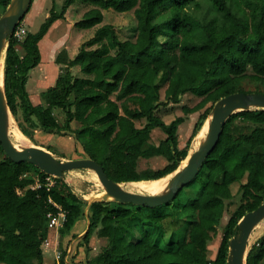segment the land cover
I'll list each match as a JSON object with an SVG mask.
<instances>
[{"label":"trees","instance_id":"16d2710c","mask_svg":"<svg viewBox=\"0 0 264 264\" xmlns=\"http://www.w3.org/2000/svg\"><path fill=\"white\" fill-rule=\"evenodd\" d=\"M9 1L0 0L3 10ZM76 1L90 7L74 25L91 28L92 35L74 56L65 47L57 51L56 79L33 103L26 80L40 61L38 42ZM107 9L132 12L129 37L121 38L112 23H102ZM3 83L19 130L34 144L37 129L70 134L81 156L94 159L111 179H159L186 157L215 101L246 87L264 92V0H63L58 8L52 4L38 30L26 29L20 40L8 36ZM187 92L201 99L191 107L182 105L186 112L199 113L180 147L177 130L185 118L166 122L157 109L178 103ZM56 107L64 114L62 122L53 113ZM139 119L145 120L141 126L135 124ZM154 128L164 133L158 142L152 141ZM0 155L2 264L43 263L48 212H56L49 199L66 211L57 228L61 236L77 238L86 247L93 234L105 239L82 264H228L229 240L240 217L264 200V108L232 113L187 184H197L195 192L184 195V186L157 206L110 198L87 203L64 177H55L49 189L32 188L47 173L27 160H11L1 144ZM153 156L164 157L165 163L139 167L141 158ZM232 183L238 184L240 200L222 227L215 256L209 257V244L235 195ZM79 218L88 219L81 235L71 232ZM66 254L65 248L54 264H66ZM245 264H264V231L249 244Z\"/></svg>","mask_w":264,"mask_h":264},{"label":"rangeland","instance_id":"374dc122","mask_svg":"<svg viewBox=\"0 0 264 264\" xmlns=\"http://www.w3.org/2000/svg\"><path fill=\"white\" fill-rule=\"evenodd\" d=\"M33 1L31 3V6L28 7V10L25 12L22 18V25L26 29L32 32L38 30V28L40 27V25L42 24V22L46 17L45 14L46 13L48 14V11L52 6V4H55V7L58 8L63 2V0H35V3ZM89 7L90 5L88 4H82L79 3L78 1L74 2L69 6V10L67 13L68 20L70 19L71 21L73 20L76 21L77 19L81 18L82 12H84ZM102 11L104 14L102 23L105 22L112 23L116 31L118 32V35L121 38H126L130 36L129 27L131 25L133 18V14L131 11L118 12L112 9H107ZM2 12L3 9L2 6L0 5V14ZM58 20H59L58 23L57 24L54 23L52 27L50 26L47 32L38 42L39 50L41 49L43 53L42 57L44 56L47 57L46 51L51 50V48L53 49L55 47H57L58 49L63 48L64 46L63 42H66L67 46H69L70 55L74 56L78 50L79 44L84 39L92 35L91 28H78L77 26L72 24H71V28H69L67 21L64 18ZM78 31H80V34L76 36V33ZM49 64H51L50 61L41 62L35 65L34 67H32L28 71L29 73L27 77L28 79L26 80L27 89H29L31 92H35L36 90L42 91L47 86L51 85L50 83H48L49 81L47 79L50 78L52 75H55V70ZM43 70H46L45 76L42 78L45 81V83L44 81L40 83L41 80L38 79L43 75L41 73ZM2 74H3V70H2ZM56 76H57V72L54 81L56 79ZM160 78H162V76ZM163 89L164 87L161 88L160 91L161 97H163L164 95ZM244 90L255 91V90H251V88L248 89V87H246V89L244 88ZM39 93L31 95L32 101H34V103L36 102L38 103L40 101ZM200 99L201 96L193 92H187L181 97V100L178 103H169L166 105H161L157 109V113L166 122H169L178 115H181L185 118L184 121L180 123V126L178 127L177 130V133L179 134L178 136L179 145L183 143L181 141H184L185 137L189 134V131L192 128L191 118L188 116L191 112H186L185 109L182 107V105H187L191 107L194 104H196ZM53 113L58 117V120L60 122L63 121L64 114L60 108L58 107L53 108ZM197 113L199 112L195 111L196 115ZM144 122H145L144 119H139L135 121V124L137 126H141ZM15 130H19V128L17 125V121L12 115L9 126V136L11 140L16 144H19L21 148H23L28 143L32 142L25 135L23 136L26 138V143H21L20 141H18L13 135V132ZM33 135L38 145L43 146L44 148L51 147L52 153L58 156L59 158L62 159L77 158V157H81L82 155L79 142H77V140L73 135L70 134L59 135L55 133L44 132L41 131L40 129L35 130ZM151 136L153 142H158L162 137H164V133L160 129L154 128L151 132ZM199 138H200L199 135L193 138L189 149L190 151H192L197 147ZM60 155H64V156H60ZM164 163H165L164 157L153 156L150 158H141L139 161V167L151 166L156 168L162 166ZM65 180L72 186V188L78 195H84L90 197L100 194L103 191V188L101 187V185L97 180V176L95 172L89 168H75L68 170L65 172ZM141 181H146V180H141ZM137 182L138 181H127V182H123L122 185L125 189L143 192V193H155L158 189H162L161 187V188H157L156 190L148 191L146 189H143L142 185H140ZM197 187H198L197 184L196 185L186 184L185 188L183 189V194L186 196L192 195ZM231 187L235 195L231 200V202L227 205V208L223 213L221 221L217 226V231L215 232L209 244V251H208L209 257L215 256L220 241V237L222 234V227L227 221L230 212L237 206L240 200V194L237 193L238 184L232 183ZM84 227H87V221H85V219L83 218H79L74 222L73 226L71 227V232H78L82 230ZM184 231H185L184 229H180V234L182 236L184 235ZM263 231H264V219L260 221L253 228L248 243L249 244L252 243L257 237H259L262 234ZM49 232L50 233L48 237L43 243L42 264H54L55 261L59 259V255L61 254V251L65 248L67 250V254L64 257L65 261L67 262L66 264H74L75 261L79 259L81 260V262L79 261L76 262L75 264H82L83 261H86L87 258H90L94 256L96 253H98L102 248V246L105 244V239L98 237L95 234H93V236L91 237L89 246L86 247L84 244H80L77 240L75 241V239L77 238L70 239L69 235L61 236L56 227L49 228ZM82 233L83 231L81 232V234Z\"/></svg>","mask_w":264,"mask_h":264},{"label":"water","instance_id":"95a60500","mask_svg":"<svg viewBox=\"0 0 264 264\" xmlns=\"http://www.w3.org/2000/svg\"><path fill=\"white\" fill-rule=\"evenodd\" d=\"M31 1L10 0L0 14V59H2V70L8 36L12 34L15 27L22 20ZM252 108H264V92L236 91L215 101L204 121V123L208 121L207 130L203 136H200L197 147L192 151H188V154L183 159L185 160L183 164L181 163L182 160L175 170L166 175L168 177L162 189L155 193H143L125 189L122 185L123 182L115 181L108 177L103 167L88 156L62 159L54 155L51 150L32 142L25 145L22 149H17L9 136L12 113L5 97L3 74L0 87V144L11 160L16 162L27 160L38 166L45 173L56 177L65 178V172L75 168L92 169L103 191L90 197L79 195L87 203L110 198L121 203L132 202L139 205L157 206L172 200L183 186L194 179L207 155L216 145L226 119L236 111ZM263 219L264 200L254 209L246 211L240 217L237 231L229 240L228 264H245L251 231Z\"/></svg>","mask_w":264,"mask_h":264},{"label":"built area","instance_id":"2783aa9c","mask_svg":"<svg viewBox=\"0 0 264 264\" xmlns=\"http://www.w3.org/2000/svg\"><path fill=\"white\" fill-rule=\"evenodd\" d=\"M26 31V28L22 25V20L18 23V25L15 27L14 31L12 32V35L20 40L22 39L24 33ZM55 177L54 175L51 174H46L43 178H36L35 182L31 185L32 188H38L41 187L42 185L45 186L47 189L52 187L55 184ZM56 208V212L54 213L52 210L48 212V227H60L63 225V222L65 220V214L66 211L61 208L59 204L56 202H53L51 199H49Z\"/></svg>","mask_w":264,"mask_h":264},{"label":"crops","instance_id":"0c3cea01","mask_svg":"<svg viewBox=\"0 0 264 264\" xmlns=\"http://www.w3.org/2000/svg\"><path fill=\"white\" fill-rule=\"evenodd\" d=\"M34 3H35V0L33 1ZM67 13L68 12H66L65 13V20L67 21V24H68V26H69V28H71V24L72 25H74V23H75V21L73 20V21H71L70 19L68 20V18H67ZM46 16H47V13L45 14ZM58 21L59 20H57V21H55L54 23H58ZM53 23V24H54ZM52 24V25H53ZM52 25H51V27H52ZM80 34V31H78L77 33H76V36H78ZM63 44H64V46L63 47H65L67 50H68V52H69V46H67V44H66V42H63ZM38 46H39V43H38ZM61 49V48H60ZM60 49H58L57 47H55L54 49L53 48H51V50H49V51H46V56L47 57H42V51H41V49H40V61H39V63H41V62H45V61H50V63L51 64H49L54 70H55V75H56V72L58 73V71H59V65L57 64V63H55V61H54V57H55V54L57 53V51L58 50H60ZM69 54H70V52H69ZM43 75L38 79V80H41L40 81V83H42L44 80L42 79L44 76H45V73H46V70H43L42 72H41ZM29 74V73H28ZM55 75H52L50 78H48L47 80L49 81L48 83H50V84H52L53 83V81H54V78H55ZM28 79V78H27ZM27 83V82H26ZM39 83V84H40ZM44 83H45V81H44ZM27 89V88H26ZM27 91H28V93H29V96H30V99H31V101H32V94H38L39 92H40V90H36L35 92H31L29 89H27ZM39 97V96H38ZM33 103H34V101H32ZM37 103V102H36ZM190 118H191V126H193V124H194V122L196 121V119H197V116H198V113H197V115L195 114V111L194 112H191L189 115H188ZM179 126H180V124H179ZM178 126V127H179ZM192 129V128H191ZM191 129H190V131H189V134H190V132H191ZM189 134L185 137V139H184V141H181V142H183V143H181V145H179V146H183L184 144H185V140L187 139V137L189 136ZM198 135V134H197ZM196 135V136H197ZM178 136H179V134H178ZM180 140V139H179ZM82 231H84V228L82 229V230H80L79 231V234L82 232Z\"/></svg>","mask_w":264,"mask_h":264},{"label":"bare ground","instance_id":"6f19581e","mask_svg":"<svg viewBox=\"0 0 264 264\" xmlns=\"http://www.w3.org/2000/svg\"><path fill=\"white\" fill-rule=\"evenodd\" d=\"M1 83H2V59H0V87H1ZM207 125H208V121H206L204 123L202 129L199 131V133H198L199 136H203L204 135V133L207 130ZM13 135L21 143H26V138L23 136V134L19 130H15L13 132ZM14 145H15V147L17 149H22L19 144L14 143ZM184 162H185V160L182 161V164ZM167 177L168 176L162 177V178H159V179H155V180L138 181L137 183H139L140 185H142V188L143 189H146L148 191L149 190H156L157 188L163 187V185H164ZM159 190L160 189H158L157 191H159Z\"/></svg>","mask_w":264,"mask_h":264}]
</instances>
